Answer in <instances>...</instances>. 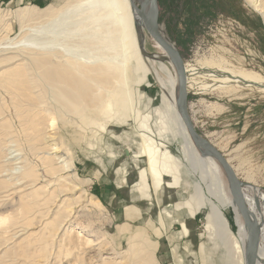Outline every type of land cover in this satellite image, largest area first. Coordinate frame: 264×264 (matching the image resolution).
Returning a JSON list of instances; mask_svg holds the SVG:
<instances>
[{"label":"rangeland","instance_id":"obj_1","mask_svg":"<svg viewBox=\"0 0 264 264\" xmlns=\"http://www.w3.org/2000/svg\"><path fill=\"white\" fill-rule=\"evenodd\" d=\"M73 1L0 0V73L18 63L10 59L12 55L36 48L29 42L22 43V38L27 26L46 19L44 9L55 11ZM170 1L158 0L159 23L185 63L225 59L234 67L264 75V17L259 10L246 0H214L211 9H204L202 4L184 9L183 0L180 6H171ZM190 21L191 28L188 26ZM142 31L145 36L144 56L153 60L158 77L150 74L141 84L132 81L131 88L143 91L146 108L142 107V111L147 112L152 109V100L160 89L158 79L170 80L160 66L166 65L173 78H177V73L166 52L146 29L142 28ZM30 33L37 39H62V34L54 37L51 32ZM49 47L62 48L54 44ZM212 90L204 91L199 86L190 88L188 106L192 120L197 131L229 160L243 183V192L251 196L254 192L250 186L259 188L264 213V94L239 99L223 96L218 89ZM40 91L39 95L33 93L34 100H28L16 90L5 89L0 79V264H36L39 256H49L51 249L52 254L58 252L59 259L55 262L44 258L42 264H87L86 259L103 245L108 247L105 252H116L126 258L130 252L128 235L139 232V228L147 231L150 246L156 244L153 251L155 264H218L221 243L211 239L205 230L208 210L194 211L196 215L191 217L190 208L194 207L191 181L187 179L182 183L170 178V191L168 187L163 193L160 191L161 203L153 189L145 187L141 180L144 169L141 159L145 154H140L141 140L133 122L116 121L108 132L92 129L97 130L96 134L78 128L77 123L68 126L58 113L49 115L38 111L34 105L37 101H47L51 111L56 107L52 97L44 90ZM138 98L136 94L135 99ZM51 121H54L53 127H50ZM52 133L61 144L63 137V142L69 143L74 152L81 178L74 181L78 184L76 194L65 189L70 185L68 182L47 173L40 158L39 148L46 146L44 137ZM77 137L83 139L79 144L73 142ZM169 146L179 155L178 143H169ZM10 148L15 150V155L27 158L30 173L22 185L26 187L37 181L35 192L6 196L22 187H12L14 182L18 183V179H14L17 175L10 174L15 172L14 165L3 163ZM61 174L68 175L65 171ZM55 188L59 189L58 197H48L44 203L42 199ZM62 189L65 190L63 193ZM83 190L98 198L103 209L73 204L76 218L72 217L71 222L63 225L53 238L69 212L62 207L68 204L63 200L70 197L75 202ZM165 210L170 212L169 217L165 216ZM223 211L231 230L237 234L239 223L235 209L227 207ZM159 214L163 216L162 221L158 219ZM22 226L27 227L26 231ZM71 230L74 231L73 237L82 235L80 238L89 241L82 250H66L65 243ZM157 230L161 232L159 236Z\"/></svg>","mask_w":264,"mask_h":264},{"label":"bare ground","instance_id":"obj_2","mask_svg":"<svg viewBox=\"0 0 264 264\" xmlns=\"http://www.w3.org/2000/svg\"><path fill=\"white\" fill-rule=\"evenodd\" d=\"M246 1L259 10L264 17V0ZM151 2V0H74L55 11H50L49 8L44 9L46 19L27 27L23 26V28L26 27L24 29L26 35L24 34L22 43L29 42L35 45L36 48L32 50L38 52L30 51L12 55L10 59L18 63L0 73L1 85L5 89L18 91L28 100L36 98L33 95L34 92L39 95L40 90H44L55 101V111H51L47 101H37L34 104L35 107L40 113L49 115L51 112L58 113L68 126L77 123L78 128L81 129L92 131L94 128H99L103 132H108L113 129L116 121L133 122L137 136L141 140L140 154H145V158L141 159L144 168L141 172V180L145 187L152 188L157 201L161 203L160 193H163L166 187L168 189L171 187L170 178L182 183L189 179L192 183L191 192L194 195V207L190 208L191 217L194 211L199 212L203 208L208 210L205 230L211 239L221 243L218 264H246L247 226L234 203L229 180L221 165L213 157L204 156L198 150L181 119L177 109L178 79L173 78L166 65L160 66L161 71L167 73L170 80L164 82L158 79L160 89L152 100V109L147 112L142 111V107L146 108L143 91L140 88L134 90L131 88L132 81L141 84L149 78L150 74L158 77L153 60L144 56L145 36L139 9L140 4L143 3L148 13ZM43 31L51 32L54 37L62 34V39H37L30 35V32ZM162 33L171 41L163 28ZM51 44L61 45L62 48L49 47ZM153 58L156 59V57ZM214 60L196 62V64L185 63L188 92L191 87L199 86L204 91L218 89L223 96L239 99L264 94L263 74L243 67H234L225 59ZM136 94L138 99H135ZM53 122L51 121L50 127L54 126ZM96 131L92 132L96 134ZM78 135L83 138L81 133ZM55 136L56 134L52 133L44 137L46 146L39 148L40 158L46 165L47 173L59 178L62 182H68L70 185L64 186L65 189L76 194L78 184H74V181L78 182V179H81L77 169L78 163L73 156L74 152L70 144L64 143L63 137L61 144ZM82 140L77 137L73 139V142L79 144ZM169 143H178L179 155L174 153ZM89 145L91 146L90 143ZM14 153L15 150H9L3 163L4 165L5 162L13 163L15 172L10 174L17 175L14 179H18V183L14 182L12 187L15 189L22 187L19 191L6 195L8 198L13 195L17 197L19 193H25V191L32 193L38 189H36L37 181L23 187L22 184L30 173V164L27 158ZM61 171L62 173L65 171L68 175L61 174ZM169 172L171 174H168ZM250 188L254 195L243 193L252 219L260 228V238L263 239L257 264H264L262 197L258 187L253 185ZM58 191L59 189L55 188L49 193L50 195L47 194L42 199L44 203L48 201V197L50 199L55 197ZM64 191L62 189V193ZM65 200L68 204L62 207L69 209V212L55 230L53 238L63 225L65 226L71 222L72 217H75L76 209L73 204L81 203L83 206L103 209L98 198L85 190L79 193L75 202H72L69 197L63 200L64 204ZM227 207H233L237 213L239 223L237 234L231 230L225 217L223 210ZM164 213L166 217L170 216L169 211L165 210ZM159 215L158 219L162 221L163 216ZM195 215L196 213L194 217ZM21 228L26 231L27 227ZM139 230L135 234L131 232L128 235L130 252L126 258L120 257V254L116 252H105L108 247L103 245L86 259L87 264H134V262L155 264L153 251L156 244H151V247L147 231L143 228ZM73 233L74 231H69L68 242L65 243V248L69 252L75 249L82 250L89 242L80 238L82 235L73 237ZM160 234L161 232L157 230V236ZM50 251L47 257L39 256L40 259L36 261V264H42L44 258L56 262V259H59L58 252L52 254ZM137 254L138 257L135 258Z\"/></svg>","mask_w":264,"mask_h":264},{"label":"water","instance_id":"obj_3","mask_svg":"<svg viewBox=\"0 0 264 264\" xmlns=\"http://www.w3.org/2000/svg\"><path fill=\"white\" fill-rule=\"evenodd\" d=\"M151 7L146 12V5L140 4L141 24L148 34L156 43L166 52L168 58L173 64L179 83V93L177 96V109L181 119L189 133L195 146L204 156H211L218 161L224 170L232 190L234 203L240 212L247 226L248 233V252L246 254V264H257L260 249V228L254 223L250 214V209L246 203L243 193V183L239 180L236 172L229 164L224 154L209 140L204 138L196 129L192 120L188 106V88H187V71L185 62L177 50L162 33V28L159 23V5L158 0H151ZM134 3V2H133ZM135 5V4H134ZM142 46V45H141Z\"/></svg>","mask_w":264,"mask_h":264},{"label":"trees","instance_id":"obj_4","mask_svg":"<svg viewBox=\"0 0 264 264\" xmlns=\"http://www.w3.org/2000/svg\"><path fill=\"white\" fill-rule=\"evenodd\" d=\"M173 1H175V2H173ZM180 2H181V0H172V1H170V5L171 6L172 5L180 6ZM213 3H214V0H207V1L206 0L205 1L204 0H183V8L184 9H192L194 5L202 4L204 9H207V8L211 9V5H213ZM188 24H189L188 26H190V28H191V21ZM188 26H187V29H189ZM196 27H199V26H196ZM194 34H195V32L192 33L190 36L193 37Z\"/></svg>","mask_w":264,"mask_h":264}]
</instances>
